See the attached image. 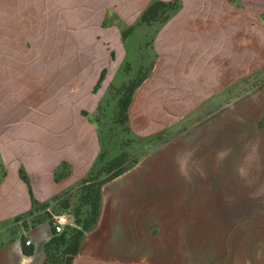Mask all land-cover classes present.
<instances>
[{"label": "rangeland", "instance_id": "1", "mask_svg": "<svg viewBox=\"0 0 264 264\" xmlns=\"http://www.w3.org/2000/svg\"><path fill=\"white\" fill-rule=\"evenodd\" d=\"M37 3L31 34L21 36L19 45L11 42L10 61L0 60V246L14 238L33 243L30 229L40 221L3 213V184L18 182L19 169L31 183L43 157L39 152L56 154L48 133L56 101L62 102L60 117L65 102L78 98L86 102L83 113L97 127L101 149L87 173L52 197V211L69 219L64 230L88 216L85 194L101 192L98 183L108 174L101 167L127 150V164L148 160L165 171L159 185L147 189L146 212L142 208L139 216L146 219L145 236L130 246L134 264H264V61L251 60L249 75L233 78L226 60H218L216 69L184 67L186 75L177 68L181 62L170 61L174 68L169 67L165 55L150 50L153 32L177 13L182 0L151 22L139 21L149 3L135 10L136 0ZM2 64L9 76H2ZM141 75L140 85L153 94L182 96L195 88L209 98L217 89L218 101L169 109L167 124L147 138L116 114L119 87ZM70 79L76 85L68 92L53 83ZM69 170L67 160L59 162L57 181ZM31 203L43 208L49 201L32 195ZM48 220L51 224L52 215ZM82 249L73 264H115L112 241L105 254Z\"/></svg>", "mask_w": 264, "mask_h": 264}, {"label": "crops", "instance_id": "2", "mask_svg": "<svg viewBox=\"0 0 264 264\" xmlns=\"http://www.w3.org/2000/svg\"><path fill=\"white\" fill-rule=\"evenodd\" d=\"M149 1L136 0L135 10ZM31 3L33 9L27 10V0H0V60L10 61L11 42L19 45L21 36L31 34L36 25L35 5L38 3L37 0ZM263 13L264 0H182L177 13L155 27L150 50L165 55L171 68L174 66L170 61L181 62L177 68L184 71L183 75H186L184 67L216 69L218 60H226L229 68L231 66L232 78L245 77L249 75L251 60L264 61ZM37 18L40 19L39 13ZM2 67V76H9V67L4 64ZM53 83L66 88L67 92L76 85L73 79L59 83L55 80ZM151 90L150 86L139 84L128 107L131 128L147 138L167 124L169 109H185L196 106L198 102L218 101L217 89L209 98L195 88L192 91L188 88L182 96L176 92L153 94ZM82 100L76 98L65 102L68 107L61 111L60 117L58 104L62 102L56 101L55 116L50 123L53 127L48 130L49 137L55 142L56 154L54 157L51 152H39L43 157L38 160L40 167L34 171L31 183L20 176L21 179L13 185L3 184L7 187L3 192L2 212L10 215L23 213L27 219L32 217L40 222L30 229L33 253H23L22 242L14 238L0 246V264L42 262L45 255L43 244L51 232L48 219L55 214L51 204L53 195L96 164L101 149L98 131L95 123L84 115L86 102ZM3 154L9 156L8 151H3ZM66 160L70 165L69 173L57 181L54 169L59 162ZM149 162L137 159L128 169L103 184L97 220L87 233V239L81 241L79 250L83 246V252L105 254L110 251L109 243L112 241L115 264H134L130 246L139 243V236H145L142 231H145L146 219L139 216L142 208L146 212L147 189L158 186L165 173L163 166ZM32 195L37 202L49 201V204L33 208Z\"/></svg>", "mask_w": 264, "mask_h": 264}, {"label": "trees", "instance_id": "3", "mask_svg": "<svg viewBox=\"0 0 264 264\" xmlns=\"http://www.w3.org/2000/svg\"><path fill=\"white\" fill-rule=\"evenodd\" d=\"M178 4L179 0H152L141 12L139 21H154L159 18L163 12L167 10L168 13ZM102 74L103 72L99 76V79L102 77ZM143 78V75L136 76L129 79L127 82L122 83L119 87L120 96L118 98L116 114L117 120L121 123L128 122V107L133 91L141 83ZM128 153L127 150H122L106 161L101 168L102 171L108 172V174L101 179L98 183L99 186L122 173L137 161L136 158H133L132 161L127 164ZM19 173L24 180H27L22 169H19ZM58 177L59 176L55 173V179ZM100 196L101 192L99 188L93 194H91L90 191L85 194L84 198L85 203L88 205V216L84 219L75 218L74 221L77 226L72 227L71 230L68 231L63 229L57 232L53 230L52 226H50L51 236L43 244L45 257L42 264H56L57 261L60 262L59 264H73V257L78 253L84 232L90 229L97 220L100 209ZM21 249L25 254H32L34 251V245L32 243L26 244L22 241ZM58 256L60 258L59 260H56Z\"/></svg>", "mask_w": 264, "mask_h": 264}, {"label": "built area", "instance_id": "4", "mask_svg": "<svg viewBox=\"0 0 264 264\" xmlns=\"http://www.w3.org/2000/svg\"><path fill=\"white\" fill-rule=\"evenodd\" d=\"M69 222V219L64 212L55 213L52 216L51 226L54 231H61L65 227V225ZM25 242L30 243V239H26Z\"/></svg>", "mask_w": 264, "mask_h": 264}]
</instances>
